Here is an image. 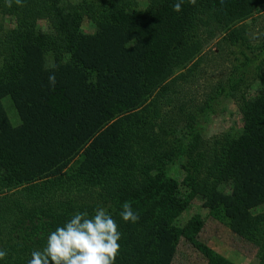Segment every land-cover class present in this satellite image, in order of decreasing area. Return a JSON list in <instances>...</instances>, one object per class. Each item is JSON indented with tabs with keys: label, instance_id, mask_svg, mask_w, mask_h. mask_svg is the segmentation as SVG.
Masks as SVG:
<instances>
[{
	"label": "trees",
	"instance_id": "trees-1",
	"mask_svg": "<svg viewBox=\"0 0 264 264\" xmlns=\"http://www.w3.org/2000/svg\"><path fill=\"white\" fill-rule=\"evenodd\" d=\"M177 2L12 0L9 7L0 0V249L7 251L0 264H29L52 231L99 207L122 233L115 264H173L182 237L209 264H232L199 243L201 219L181 222L198 194L257 245L256 264H264V212H254L264 204V61L260 91L250 97L240 88L253 62L230 58L249 45L244 21L264 10V0H183L175 12ZM85 18L94 33L83 30ZM218 35L210 59L223 76L199 99L188 75ZM46 62L58 67L46 70ZM225 92L237 100L243 128L206 137L198 121ZM182 157L184 186L166 173ZM125 201L139 213L136 223L120 216Z\"/></svg>",
	"mask_w": 264,
	"mask_h": 264
},
{
	"label": "rangeland",
	"instance_id": "rangeland-1",
	"mask_svg": "<svg viewBox=\"0 0 264 264\" xmlns=\"http://www.w3.org/2000/svg\"><path fill=\"white\" fill-rule=\"evenodd\" d=\"M73 1L77 2L79 0ZM142 1L144 2L145 0ZM12 20L14 19L8 17L7 24L14 25ZM40 23L44 29H47L49 26L46 20H42ZM244 24L247 25L248 34H250L249 45L234 47V52L230 55V58H236V63H241L246 58L253 62V65L247 69L246 80L240 88L242 93L248 94L251 97L257 95L260 91L258 67L264 61V50L262 49V46H264V10L247 18ZM82 27L89 34L96 31L95 24L89 18L83 20ZM219 38L220 35L213 40H209L203 49L207 52L206 57L200 61L198 69L193 71L191 76L188 75V85L197 94L199 99L202 98V93L210 89L211 83H214L223 76L220 66L215 67L217 64L214 65V62L211 60L214 57L212 50L216 48V42ZM230 64L231 62H228L226 65L229 67ZM6 108L13 122L18 124L20 117L16 110L8 103ZM243 125L242 113L237 100L227 92L221 94L219 99L215 100L213 105L198 121V127L206 137H214L227 132L235 134L243 128ZM184 164H186L185 157L171 161L166 172L168 176L175 179L181 186H184L187 176ZM221 187L222 192H231V185H223ZM254 212H264V204L255 208ZM194 217L197 218V221L201 219L202 222V227L198 232L199 243L208 246L209 251L215 258L222 256V258L232 264L257 263V245L233 231L224 218L216 217L206 203V198L200 194L193 196L189 208L182 214L181 222L184 224ZM173 264H209V260L197 245L182 237Z\"/></svg>",
	"mask_w": 264,
	"mask_h": 264
},
{
	"label": "clouds",
	"instance_id": "clouds-1",
	"mask_svg": "<svg viewBox=\"0 0 264 264\" xmlns=\"http://www.w3.org/2000/svg\"><path fill=\"white\" fill-rule=\"evenodd\" d=\"M11 7L12 0H6ZM19 6H23V0H15ZM183 0H178L173 5L175 12L182 10ZM195 5L197 0H189ZM45 69H56L53 62H46ZM49 85L55 87L56 75L53 72L48 77ZM90 83H95L91 79ZM120 216L126 222L136 223L139 213L134 211L131 202L125 201L122 205ZM122 233L119 224L106 208L99 207L95 214L89 217L85 212L75 213L64 226L57 227L47 237L46 246L42 250H34L31 253L29 264H115L120 254L119 241ZM7 256V251L0 249V259Z\"/></svg>",
	"mask_w": 264,
	"mask_h": 264
}]
</instances>
